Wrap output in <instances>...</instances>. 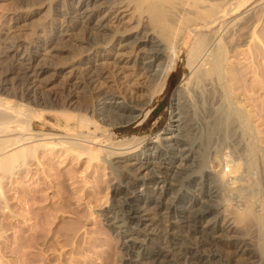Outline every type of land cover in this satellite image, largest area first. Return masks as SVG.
Segmentation results:
<instances>
[{
  "label": "bare ground",
  "instance_id": "bare-ground-1",
  "mask_svg": "<svg viewBox=\"0 0 264 264\" xmlns=\"http://www.w3.org/2000/svg\"><path fill=\"white\" fill-rule=\"evenodd\" d=\"M75 2H48L35 11L43 13L37 23L22 7L0 18V264H53V251L60 259L70 244L68 264H84L75 255L99 245L77 233L62 238L44 211L29 235L14 236L19 215L6 181L57 150L87 168L100 160L116 179L111 207L90 206L120 243L98 256L102 264L115 256L116 264H264V123L246 95L253 83L264 85V0ZM68 49L73 55L64 57ZM183 53L168 136L149 146L146 137L109 142L117 124H144ZM239 55L255 80L238 87L246 76ZM189 107L202 108L196 126L181 113ZM46 110L57 113L65 136L33 128ZM37 246L41 256L31 253Z\"/></svg>",
  "mask_w": 264,
  "mask_h": 264
},
{
  "label": "rangeland",
  "instance_id": "rangeland-1",
  "mask_svg": "<svg viewBox=\"0 0 264 264\" xmlns=\"http://www.w3.org/2000/svg\"><path fill=\"white\" fill-rule=\"evenodd\" d=\"M50 1L52 0H30L29 2L18 4L14 0H1L0 18L13 9L22 7L24 9H28L27 12L31 14L32 20H34V23H37L39 22V19L42 20L41 16L43 15V13L34 17L35 11L42 10ZM76 4L77 0L74 5ZM50 13L52 19L54 17V12L51 11ZM25 33L27 32L20 30L15 34L18 37H26ZM64 45L66 46V48H68L70 47L71 43L67 42ZM71 50L72 49H68L64 57H71L73 55L72 52H70ZM72 51L74 52V50ZM185 60L186 54L183 53L176 69L172 71L168 79L163 94L155 100L154 104L149 109L150 111L147 118L146 114L148 113V111L142 114L140 120L145 119L144 124L140 125V123L137 121L129 123L128 125L117 124L113 127L112 130L113 134L115 135L109 138V142H111V140L115 142L116 140H121L123 138H129L131 140L133 139V137H136V139L132 140V142H139L141 138L146 137V145L149 146L151 142H153L154 137L157 134H159L161 138H165L168 136L167 130L169 129L174 119H176V115L178 113L175 105L173 104V97L177 87L181 84L183 78V68ZM236 62H238L237 67L240 68L246 75L244 77V81L237 86L239 87L244 83V85L252 84V81H254L255 78L253 77L252 73H249V60L247 61L243 55H239ZM60 80L55 81L54 86L57 87ZM246 93L248 104L252 106V108L254 107L253 109H256V114L257 112L258 114H260V116L257 114L258 117L263 118H259L261 119L260 123H264L262 122V120L264 121L263 83H260V85H256L255 83H253L252 87L246 90ZM80 99H82V101L85 100V98L83 99L81 97ZM189 108L191 110L186 108L185 110H182L181 113H183V115L186 114L185 117H188L187 119L190 120V124L196 126V124L198 125V123H200V120H202V110H199L202 108ZM192 108L195 109V111L192 110ZM69 109L70 111H74L77 116L85 114L81 108ZM47 111L48 110L44 112V118H42L41 120H36L34 122L33 128L37 132L50 133L55 135L56 137L65 136V130H62L61 123L57 121V113L52 110H49L51 112ZM77 118L78 117H76L75 122L76 127L79 126ZM229 128L226 132L228 133L226 134L227 141L230 137H233L232 130L230 129L229 131ZM93 129L94 128H92V130ZM99 132L97 133L98 137L102 136V132ZM194 135L196 134L194 133ZM231 138V141H226V147L230 146V144L233 142V138ZM60 151L57 150V155L49 160H46V158L44 159L41 156L40 163H38L39 161L37 162L36 160H30V173H28V175L27 173L23 172L12 179L9 183L6 181L5 188L7 196L10 199V205L16 212V214L19 215L16 223L18 226H20L18 231L15 232L14 236L18 237L23 236L24 234L25 236L29 235L31 233V230H28V225L34 223V220L37 221V219H39L40 217V214L46 212L51 216V221L54 223L52 224V228H56L58 234L62 231L63 233H61L65 235H63L62 238H66V235H68L70 240L74 235H76L75 233H77L79 235H84L88 240L93 238L98 239L99 245L97 247H94L89 252L85 253V256L76 254L75 257L80 258L81 260L86 259V262H84V264H102L97 259L98 256L108 252L109 249H113V251H116L120 243L113 240L111 233H109V231L103 225L102 218L100 216H97V214L92 215L90 206H92L97 212H101L111 207L114 197L112 185L116 182V179L109 174L106 165H104L102 161H96L97 163L94 162L93 165L87 168L86 160L84 158H81L79 160L75 157H72L70 154H63V150ZM195 188L196 187L190 186V189L193 191L195 190ZM28 208L29 210H27ZM53 215H55V218L53 217ZM27 219H31V222L28 223ZM181 233H183V235H187L184 234V231ZM41 247L42 246H37V248H30L31 253L36 254L37 256H41V250L39 249ZM82 247L90 248V246L85 243H83ZM43 248L44 247H42L41 249ZM66 250H69V252L65 254L64 257L60 256V259V250L53 251L54 253L51 254V257L54 258L52 260V263L60 264V261H62V264H68L71 258L72 245H67ZM222 250L224 254H229L230 257H227L229 258L228 261L230 262L231 249L228 246H222ZM116 263L117 256L114 257V260L113 262H111V264ZM33 264H41V262L34 261Z\"/></svg>",
  "mask_w": 264,
  "mask_h": 264
}]
</instances>
